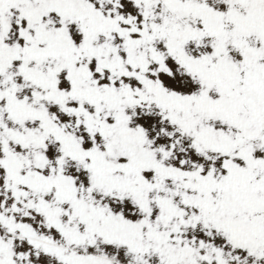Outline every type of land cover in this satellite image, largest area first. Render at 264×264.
<instances>
[{
  "label": "snow or ice",
  "instance_id": "obj_1",
  "mask_svg": "<svg viewBox=\"0 0 264 264\" xmlns=\"http://www.w3.org/2000/svg\"><path fill=\"white\" fill-rule=\"evenodd\" d=\"M0 264H264V0H0Z\"/></svg>",
  "mask_w": 264,
  "mask_h": 264
}]
</instances>
